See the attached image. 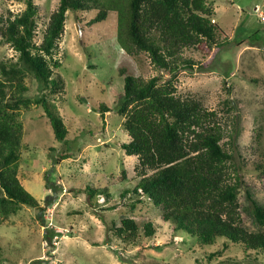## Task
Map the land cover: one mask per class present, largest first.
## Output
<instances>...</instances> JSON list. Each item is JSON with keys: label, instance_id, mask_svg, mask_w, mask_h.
<instances>
[{"label": "rangeland", "instance_id": "374dc122", "mask_svg": "<svg viewBox=\"0 0 264 264\" xmlns=\"http://www.w3.org/2000/svg\"><path fill=\"white\" fill-rule=\"evenodd\" d=\"M33 1L38 6L35 42L40 43L59 0ZM100 1L105 6L111 2ZM115 1L106 19L95 24L90 20L100 6L66 13L54 54L65 80L64 90L55 97L67 129L65 142L55 139L41 107L20 114L23 136L18 177L39 207L22 206L0 224V264H219L225 259L231 264H264V253L244 252L233 244L210 260L208 255L221 249L223 240L203 246L195 237L175 231L171 222L162 220L158 207L131 191L138 160L120 148L129 137L117 112L123 85L119 71L124 68L143 79L160 72L147 54L128 53L118 29V11L124 9L125 1ZM207 1L213 9L212 21L219 24L220 38L228 43L209 51L185 49L183 56L203 68L180 70L175 86L181 96L195 97L218 113L222 142L233 154L231 174L238 173L242 182L238 192L241 217L254 229L246 192L264 204V172L259 171L264 165V21L260 18L264 0ZM24 8L21 1L0 0L2 16ZM16 56L0 40V60ZM26 83V95L36 96V82L28 78ZM227 98L233 106L229 111L223 105ZM102 105L110 110L101 112ZM62 150L70 157L55 164ZM88 187L100 193L90 197ZM47 195L52 204L46 206ZM137 198L141 202H135ZM127 217L141 225L150 221L153 236H145L141 228L135 243L117 238L111 225ZM120 257L132 263L121 262Z\"/></svg>", "mask_w": 264, "mask_h": 264}, {"label": "trees", "instance_id": "16d2710c", "mask_svg": "<svg viewBox=\"0 0 264 264\" xmlns=\"http://www.w3.org/2000/svg\"><path fill=\"white\" fill-rule=\"evenodd\" d=\"M18 1L25 4L21 12L0 15V40L17 53L14 60H0V224L22 206L39 207L38 200L18 177L23 136L21 112L41 107L55 139L66 140L67 129L55 104L65 80L59 72L61 62L54 54L67 11L84 12L100 6L90 20L95 24L105 20L110 7L116 4L115 0H108L111 2L107 6L100 0H59L41 42L36 43L38 6L33 0ZM124 1V9L118 11L119 39L127 43L129 54H147L160 72L143 79L124 68L119 71L123 85L117 112L129 137L120 148L138 160L134 167L137 180L131 191L158 207L162 220L171 222L175 231L195 237L203 246L223 240L222 248L208 255L210 260L220 256L230 244L244 252L264 253V204H258L246 192L254 225V229L248 228L238 201L242 182L238 173L231 174L233 154L222 142L224 131L218 113L206 109L195 97L181 96L175 86L180 70L203 68L183 56L185 49L209 51L228 43L220 38L219 24L212 21V6L207 0ZM28 78L36 82V96L26 95ZM226 91L229 93L230 89ZM223 105L227 111L232 110L229 98ZM100 109L110 110L104 105ZM230 136L233 138L232 132ZM69 157V153L58 151L54 163ZM259 169L264 172V165ZM49 184L47 189H51ZM88 191L90 197L100 193L89 187ZM49 196L45 198L46 206L52 204ZM135 202L141 201L137 198ZM141 228L145 236H153L150 221L141 225L131 217L121 219L118 225L113 223L110 230L117 238L135 243ZM231 263L225 259L219 264Z\"/></svg>", "mask_w": 264, "mask_h": 264}, {"label": "built area", "instance_id": "2783aa9c", "mask_svg": "<svg viewBox=\"0 0 264 264\" xmlns=\"http://www.w3.org/2000/svg\"><path fill=\"white\" fill-rule=\"evenodd\" d=\"M260 18H261L262 21H264V15H263V13H261V17Z\"/></svg>", "mask_w": 264, "mask_h": 264}, {"label": "water", "instance_id": "95a60500", "mask_svg": "<svg viewBox=\"0 0 264 264\" xmlns=\"http://www.w3.org/2000/svg\"><path fill=\"white\" fill-rule=\"evenodd\" d=\"M77 29H78V35H79V40H80V30H79L78 26H77Z\"/></svg>", "mask_w": 264, "mask_h": 264}]
</instances>
